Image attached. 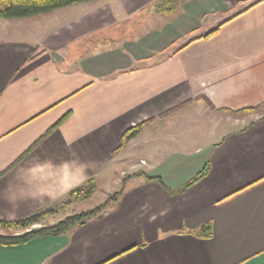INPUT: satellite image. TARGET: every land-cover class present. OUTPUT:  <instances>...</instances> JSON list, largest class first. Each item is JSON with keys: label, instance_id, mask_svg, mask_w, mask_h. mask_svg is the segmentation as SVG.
Listing matches in <instances>:
<instances>
[{"label": "crops", "instance_id": "crops-1", "mask_svg": "<svg viewBox=\"0 0 264 264\" xmlns=\"http://www.w3.org/2000/svg\"><path fill=\"white\" fill-rule=\"evenodd\" d=\"M157 1H82L33 41L0 37V217L90 178L123 188L65 234L0 245V264H264V0ZM209 12L228 17L197 35Z\"/></svg>", "mask_w": 264, "mask_h": 264}, {"label": "trees", "instance_id": "trees-1", "mask_svg": "<svg viewBox=\"0 0 264 264\" xmlns=\"http://www.w3.org/2000/svg\"><path fill=\"white\" fill-rule=\"evenodd\" d=\"M88 0H0V18H20L27 17L35 14H40L44 12H48L60 7H64L76 2H82ZM178 5V0H158L156 3V7L158 11H166L173 12ZM218 30L214 28L210 32L204 35V37H209L213 33ZM258 107V106H257ZM69 116V113L64 114L55 124H53L41 138H39L36 142L32 144V146L25 152H30L36 145H38L44 138H46L53 130H55L59 125H61L66 118ZM139 131V126H134L123 133L122 144H124L128 139L135 136ZM23 156L21 155L19 160H21ZM18 160V161H19ZM16 163V162H15ZM11 169L8 168L0 173V176L4 175ZM209 166L208 163L205 165L195 176L189 179L183 186L182 189L191 186L196 181H198L201 177L208 173ZM128 177V176H127ZM151 179H155L158 182L164 185V182L159 176L149 177ZM126 179V178H125ZM95 180L93 178L85 181L84 184L72 189L69 192V196L78 195L82 192L88 197L95 190ZM123 188L114 192L104 203H101L94 208L82 210L80 212H76L66 217L58 220L57 222L49 225H41L38 227H34V224H37L40 219L51 213L54 207H47L41 209L29 216H26L17 220H8L0 217V227L2 228H18L23 227L27 228L23 233H12V234H2L0 233V245L10 246V245H19L26 243L34 238L38 237H47L49 235H61L70 231L73 227L77 225H81L92 219L93 217L99 216L103 209L107 207L110 203L116 202L119 196L122 194ZM212 225L211 223L204 224L200 233L202 234H211Z\"/></svg>", "mask_w": 264, "mask_h": 264}, {"label": "rangeland", "instance_id": "rangeland-1", "mask_svg": "<svg viewBox=\"0 0 264 264\" xmlns=\"http://www.w3.org/2000/svg\"><path fill=\"white\" fill-rule=\"evenodd\" d=\"M87 4L90 5V3L87 2H76L72 4V7L66 6L65 9H54L48 12L20 18H1L5 21L0 20V37L7 39H27L33 41L40 37L41 33L44 31L52 28L54 25L61 23L63 20L68 18L69 15L73 13L71 10L83 9L85 6H87ZM240 9L243 8H236L235 11ZM226 17L228 16L223 15L222 12L207 13L206 20L200 26L197 35L198 33L204 34L209 32ZM140 159L141 156L130 155L127 159H125L126 162L123 161L121 164H119V166L122 168L121 170H124V172L130 173L132 171L130 168L131 164H127V162H132V164L138 162L140 163ZM121 170L119 169L117 174H120ZM104 179L105 178L101 180L98 179L95 190L90 196L87 197L84 192L74 196H67L66 199L60 201V203L56 205L57 208H53L54 210L51 213L43 216L41 224H34L33 226L38 227L41 225L53 224L67 215L80 212L82 210L91 209L101 203H104L114 192L121 188L122 176L118 175V177L108 180ZM0 229V233L2 234L23 233L27 230V228L23 227L12 229L0 227Z\"/></svg>", "mask_w": 264, "mask_h": 264}]
</instances>
